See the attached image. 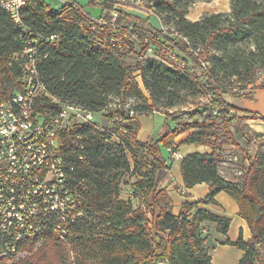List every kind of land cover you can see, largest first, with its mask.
Masks as SVG:
<instances>
[{"label": "trees", "instance_id": "1", "mask_svg": "<svg viewBox=\"0 0 264 264\" xmlns=\"http://www.w3.org/2000/svg\"><path fill=\"white\" fill-rule=\"evenodd\" d=\"M194 2L155 0L150 8L172 24L175 35H169L148 17L129 11L130 5L91 0L101 7L102 19L111 22L112 12L117 13L114 24L127 29L131 37L125 51L111 47L104 37L107 33L88 29L86 20L95 19L76 1L67 0L56 8L47 0H33L22 9L24 26L0 4V103L20 88L22 71L15 56L23 53L27 39L43 44L38 51L43 57L39 70L48 91L97 115L117 101L128 105V112L134 115L156 111L160 104L172 107L183 90L192 94L201 90L208 97L192 108L166 112L159 136L145 142L137 139L139 121L129 123L134 115L124 118V135L113 128L115 136L102 131L99 137L94 134L101 130L89 124L63 133L69 140L64 148L77 163L74 178L85 215L71 224L69 234L63 237L48 231L34 240L25 238L17 252L0 257L1 264H213L205 246L208 224H216L218 232L227 234L231 219L200 208L199 203H215L214 197L221 191L237 202L239 215L252 234L248 241L242 234L235 242L227 241L244 250L239 264H264V149L258 148L252 156L255 145L243 130L244 122L264 121V116L230 100L251 97L248 85L257 70L264 69V0H230L229 13L205 15L198 21L186 17ZM144 31L159 34L154 50L163 53L161 46L171 47L188 62L187 72L158 58L135 65L127 62L126 54L137 47L141 56L147 53ZM53 34L58 35V41L45 45V39ZM211 50L214 53L208 59L205 53ZM225 78H235L240 85L227 89L223 87ZM5 83H13L16 89L10 92ZM111 97L115 101H110ZM134 100L143 103H132ZM112 110V117L119 113ZM189 131L184 143L206 145L211 151L184 156V184L192 188L208 183L212 191L201 201L183 203L177 215L167 193L173 161L164 156L162 147L168 149L176 144L178 135ZM222 134L232 143L236 136L246 142L244 155L249 167L241 171L238 181L220 174ZM78 137L80 145L70 143ZM79 155L84 160L76 162ZM126 175L136 178L127 195Z\"/></svg>", "mask_w": 264, "mask_h": 264}, {"label": "built area", "instance_id": "2", "mask_svg": "<svg viewBox=\"0 0 264 264\" xmlns=\"http://www.w3.org/2000/svg\"><path fill=\"white\" fill-rule=\"evenodd\" d=\"M32 2L2 0L1 6L24 26L21 12ZM111 16V22L102 18L98 23L90 21L88 29L107 33L110 46L125 51L131 39L129 31L114 24L116 12ZM144 40L148 43L147 52H153L160 35ZM57 41L58 35L53 34L45 39V45ZM41 43L27 39L23 53L15 56L22 71L20 89L0 103V251L3 254L17 252L25 241L44 236L48 231L63 237L69 234L71 224L85 215L81 191L74 178L77 163L72 152L64 148L69 140H65L63 133L73 131L77 124H89L115 136L111 124L104 126L96 113L64 102L48 91L39 70L43 59L38 53ZM161 48L165 56L159 60L187 72L185 59L169 46ZM121 121L119 129L125 132V121L122 118ZM80 138L70 143L80 145ZM168 151L172 161L184 158L176 144ZM76 159L83 161L84 156ZM35 226H42V234H35ZM18 232H26L25 241H18ZM203 233L207 234L208 230L204 228Z\"/></svg>", "mask_w": 264, "mask_h": 264}, {"label": "rangeland", "instance_id": "3", "mask_svg": "<svg viewBox=\"0 0 264 264\" xmlns=\"http://www.w3.org/2000/svg\"><path fill=\"white\" fill-rule=\"evenodd\" d=\"M47 1H49L53 7L58 8L61 5H63L67 0H47ZM71 1H76L80 5H82L84 7V9L88 13H90V15L92 17L91 20H93V19L98 20L101 18V15H102L101 7L99 5L92 4L91 0H71ZM112 1H114L118 4L124 3L126 5H130L132 8L128 9L129 11H131V12H133V13H135V14L139 15L140 17H143V18L148 17L150 22L156 28L164 30L169 35H175L173 33L172 24L166 23L165 21H163V19L160 16H158L157 14H155L153 9L150 8V7L155 6V3H154L155 0H112ZM261 1H263V0H261ZM119 5H121V4H119ZM230 11H231L230 0H196V2H194L191 5V7L189 9V13L187 14L186 17L189 20L198 21V20L202 19L205 15H211V14H217V13H229ZM95 20H93V21H95ZM86 21L88 24L87 26L89 27L90 18H88V20H86ZM126 34H127V32H126ZM142 34L144 35L143 37H148V38L153 37V34L150 31H144V33H142ZM120 36H122L123 39H125L124 34L120 33ZM104 37H105V39H107V34ZM156 45L158 46V43H156ZM136 49L137 50L135 52L126 54V61L129 63H133L134 65L137 63H140V62L147 63V61H149L151 59H156V58L162 59V57L164 56V52L163 53L160 52V50H158V48H156V50H154L153 52H147L144 56H141L139 54L140 53L139 47H137ZM206 51H207V49H206ZM213 53H214L213 50H211L210 53L206 52L205 57H207L209 59L211 54H213ZM138 80H140V78ZM223 82H224L223 87H225L227 89L232 88V87H238L240 85L239 83L236 82L235 78H229V79L225 78ZM5 85L8 86L7 89L10 92H12V91H14V89H16V88H14L13 83H5ZM19 85H20V83H19ZM141 85H142V83H141ZM248 86L260 88V90L264 91V69H258L257 70L255 78L253 79L252 83L249 84ZM255 88H251V89H255ZM19 89H17L16 91H19ZM143 89H144V87H143ZM247 91H249V89ZM144 92L148 95V92L145 89H144ZM179 97L180 98L177 101L175 106H172V107L167 106L166 107L165 105L160 104L158 110H156L155 112L152 111V112L142 114V115L136 114V115H134V118H131L130 122L127 120V123L128 122L131 123L132 121L133 122L139 121V119L141 120L143 117H144L143 119L145 120V117H147V119H149V126L152 129L151 130V132H152L151 136L153 135L155 137H158L161 126L163 125V123L165 121V119L164 120H162V119L164 118L166 112H173V111H178V110L189 109V108H192L194 106L200 105L201 103H203L208 98L201 90H198L194 94H192L186 90H183L182 92H180ZM230 100L233 101L235 104L239 103L233 99H230ZM110 101H115V99L111 97ZM117 103H118L117 105L111 104V106H109V109L107 110V112H103V113L97 115V119L100 120L104 126L111 124V126L117 130V134L121 133V135L122 134L124 135L126 132L119 130L120 125H122V121L120 122V119H121V117H122V119H124L127 115L131 116L132 114L130 112H128L129 111L128 105L123 106L122 104H119L118 101H117ZM132 103L137 104V103H143V102L138 101V100H134V102H132ZM110 110H112V111L118 110L119 113H121V115L119 113L118 114L115 113L114 116L112 117V116H110V113H109ZM124 121H125V119H124ZM139 124L141 126L140 121H139ZM79 125H82V124H77V126H79ZM243 125H244L243 126L244 135L247 137L248 140H250L255 145L254 151L252 153V156H255V153L257 152L256 150L258 148L264 149V137H263L264 133L258 132L259 127L257 128L254 123H251V125H252L251 126L250 124H245V122H244ZM94 135L102 137V130L96 131V134H94ZM235 140L236 141L234 142L235 143L234 144L231 142V139L226 137L224 134L221 135V140H220L221 142L220 143L221 144L223 142L224 143L222 144L223 145L222 146V148H223V159H222V162L220 165V174L224 178H226L227 180L238 181L242 175L241 171H244V169H247L249 167V162H248V160H246V156L244 155L245 147H246L245 140L240 136H236ZM116 141H117V139L115 138V142ZM177 148H179V147H177ZM162 153L169 160V162L172 161L170 159V154H169L168 149L164 146L162 147ZM135 181H136L135 177H131V176L129 177V175L125 176V180H124V182L126 183L125 184L126 186L124 188L125 195H127V193L129 192V185ZM1 253L2 252H0V257L3 256V253L2 254ZM69 255L71 256V260H72V254L70 252H69Z\"/></svg>", "mask_w": 264, "mask_h": 264}, {"label": "crops", "instance_id": "4", "mask_svg": "<svg viewBox=\"0 0 264 264\" xmlns=\"http://www.w3.org/2000/svg\"><path fill=\"white\" fill-rule=\"evenodd\" d=\"M249 87L252 91L251 97L243 99H233L239 103L235 104L244 109L257 112L264 116V91L260 88ZM155 112V111H154ZM141 117V116H140ZM139 117V118H140ZM144 118V117H143ZM139 119L141 126L137 133V139L141 142L147 141L152 132L149 126V119ZM166 118V115L162 120ZM246 124L254 123L258 128V132L264 133V121L261 119H249ZM252 126V125H251ZM192 131L178 135L174 142L178 145V149L185 155L195 152H210L211 148L206 145L187 144L184 143L186 137ZM153 136V135H152ZM264 137V135H263ZM171 182L167 185V193L173 202V212L179 214L181 207L185 202H196L205 199L212 191L208 183H199L192 188H187L184 184L181 174V161H174L171 163ZM214 199L215 203L203 204L199 203V207L207 209L211 213L219 216H225L231 219L230 228L227 234L218 232L216 224L209 223V236L205 241V246L209 249L213 264H239L240 259L244 255V250L227 243L228 240L235 242L242 234L243 239L248 241L252 234L247 224V221L239 215V206L237 202L227 192H219ZM159 264H168L167 262H160Z\"/></svg>", "mask_w": 264, "mask_h": 264}, {"label": "bare ground", "instance_id": "5", "mask_svg": "<svg viewBox=\"0 0 264 264\" xmlns=\"http://www.w3.org/2000/svg\"><path fill=\"white\" fill-rule=\"evenodd\" d=\"M0 4H2V0L0 1ZM35 234H42V226H35ZM25 238H26V232H18V241H22Z\"/></svg>", "mask_w": 264, "mask_h": 264}]
</instances>
